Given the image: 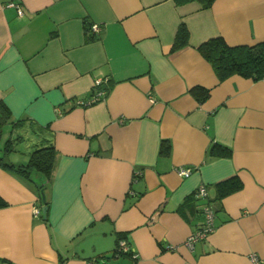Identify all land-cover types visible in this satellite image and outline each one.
Segmentation results:
<instances>
[{
	"label": "crops",
	"instance_id": "1",
	"mask_svg": "<svg viewBox=\"0 0 264 264\" xmlns=\"http://www.w3.org/2000/svg\"><path fill=\"white\" fill-rule=\"evenodd\" d=\"M181 22L189 43L171 51ZM217 36L230 46L264 41V0H215L207 9L0 0V101L21 121L7 124L9 136L22 137L6 159L25 163L46 139L55 148L46 204L42 174L29 180L0 165V264H88L111 254L119 236L134 264H253V254L264 264V78L220 80L197 50ZM97 79L103 99L77 105L95 96ZM194 87L207 97L199 101ZM213 143L231 154L211 155ZM235 175L241 187L219 197L216 183ZM201 184L206 199L193 196ZM205 200L215 228L189 247Z\"/></svg>",
	"mask_w": 264,
	"mask_h": 264
},
{
	"label": "trees",
	"instance_id": "2",
	"mask_svg": "<svg viewBox=\"0 0 264 264\" xmlns=\"http://www.w3.org/2000/svg\"><path fill=\"white\" fill-rule=\"evenodd\" d=\"M214 1L215 0H173L175 5L177 6L189 2H198L203 9L210 8ZM92 38V36L89 37V39ZM188 43L189 32L185 24L181 22L174 36L171 51H176L182 47H185L188 45ZM197 50L211 64L217 77L220 80H223L233 74H239L241 76L250 77L255 80L264 78V41H261L252 46H230L222 37L217 36L209 38L208 40L199 44L197 46ZM100 88L102 87L100 86ZM191 92L192 94L197 96L199 101H202L208 95V92L206 90L199 87L192 88ZM20 122L21 121H11V112L9 108L3 101H0V135L4 125L10 124L12 128H15V126L21 124ZM21 138L22 137L19 135L9 136L7 138L4 146L0 148V165L29 180L32 178V175L34 173L42 174L45 178V183L39 186V191H44L50 180V176L53 170L55 148L53 144H51L50 140L46 139L42 142V144H40V146L31 151L25 163H11L7 161L6 155L9 154V152L14 151L15 145L21 141ZM169 148V141L161 140L159 152L161 154L168 153ZM209 153L213 156H229L231 154V150L220 144L213 143L209 148ZM241 184L242 183L240 179L236 175L216 183L218 188V196L223 197L238 190L241 187ZM193 196H197L195 190L193 192ZM198 198L206 199V197ZM44 203L46 204V201H44ZM204 203L210 205L209 200H205L203 204ZM5 205H7L6 202L0 196V207H3ZM158 212H160V209L158 210ZM120 240H123L121 236H119V239L116 241L111 254H101L94 259H91L94 260V264H108V261L111 259H117L119 257L126 256L132 259V262L130 264H134V261L137 257H132V252L127 242V250L119 249L118 243Z\"/></svg>",
	"mask_w": 264,
	"mask_h": 264
},
{
	"label": "built area",
	"instance_id": "3",
	"mask_svg": "<svg viewBox=\"0 0 264 264\" xmlns=\"http://www.w3.org/2000/svg\"><path fill=\"white\" fill-rule=\"evenodd\" d=\"M8 5L9 6H17L13 2H10ZM17 11H18V15H22L23 14L22 9H20L19 7H17ZM89 29L94 34H97L99 32V30H100V26H99V24H91V25H89ZM102 82H103V80H101V79L95 80L93 85H94V87L99 88V90L97 91L95 96L90 98L87 101L77 100V105L85 106V105H89L91 103H94L96 101H99V100L103 99V97L105 95V90L103 88H100V86L102 85ZM177 172L179 173V175H181L183 177H186V176H188L190 174V170L189 169L182 168V167H178L177 168ZM195 192H196V195L198 197H202V198L207 197L206 185L205 184H201L200 186H198L195 189ZM39 212H40V208L35 206L34 209H33V214L37 216L39 214ZM201 213L203 215V223H202V225L200 226L199 229L193 231L188 236V238L186 240V244L189 247H192L193 243L195 241L200 240V239H205L215 228V226H214L215 213H214V210L211 207V205H209L207 203H204L201 206ZM118 248L119 249H123V250H127L128 246H127V244H126V242L124 240H120L119 243H118ZM130 250L132 252V257L136 258L137 257L136 253L131 248H130ZM251 259L253 261V264H261V262H262L261 259L255 254H253L251 256ZM88 264H94V260L89 261Z\"/></svg>",
	"mask_w": 264,
	"mask_h": 264
},
{
	"label": "rangeland",
	"instance_id": "4",
	"mask_svg": "<svg viewBox=\"0 0 264 264\" xmlns=\"http://www.w3.org/2000/svg\"><path fill=\"white\" fill-rule=\"evenodd\" d=\"M9 131H10V128H8V125H4L2 128V131H1V135H0V148H2L4 146L5 141L9 137V135H10ZM20 150H22V149H20ZM10 153H12V152H9V154ZM16 154L18 156H21V153H19V152H16Z\"/></svg>",
	"mask_w": 264,
	"mask_h": 264
},
{
	"label": "water",
	"instance_id": "5",
	"mask_svg": "<svg viewBox=\"0 0 264 264\" xmlns=\"http://www.w3.org/2000/svg\"><path fill=\"white\" fill-rule=\"evenodd\" d=\"M41 199H42L43 202L45 201V194H44L43 191H41Z\"/></svg>",
	"mask_w": 264,
	"mask_h": 264
}]
</instances>
